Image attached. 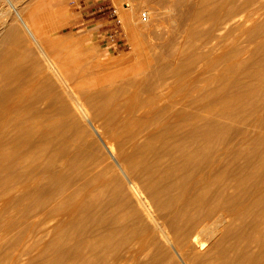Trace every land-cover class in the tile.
Listing matches in <instances>:
<instances>
[{
  "label": "bare ground",
  "instance_id": "bare-ground-1",
  "mask_svg": "<svg viewBox=\"0 0 264 264\" xmlns=\"http://www.w3.org/2000/svg\"><path fill=\"white\" fill-rule=\"evenodd\" d=\"M6 1L40 65L20 58L28 47L4 21L0 48L13 40L18 51H0V185H14L0 189V209L35 199L23 214L67 215L65 229L31 264L49 254L50 264H154L153 246L158 259L166 257L159 242L176 264H264V0H199L180 24L187 26L180 64L138 81L118 75L126 85L98 94L72 86L48 53L52 42L39 40L17 3ZM203 25L206 31L197 30ZM130 87L124 100L115 95ZM59 111L81 138L89 133L78 141L89 152L72 150L58 135ZM135 217L152 219L160 240L144 237V227L141 236L128 231L139 228ZM220 227L226 232L216 241ZM210 243L214 252L205 256Z\"/></svg>",
  "mask_w": 264,
  "mask_h": 264
},
{
  "label": "rangeland",
  "instance_id": "rangeland-1",
  "mask_svg": "<svg viewBox=\"0 0 264 264\" xmlns=\"http://www.w3.org/2000/svg\"><path fill=\"white\" fill-rule=\"evenodd\" d=\"M13 3H17L25 19L28 20L30 15L41 18L43 25L37 23L38 25L32 24V26L41 27L44 30L41 31V33H44L40 36V33L38 34L37 32L38 39L46 43L52 42L47 47L48 53L50 52L49 55L55 63L69 76L72 86L78 91L98 94L106 93V91L110 90L116 91V87L126 85L128 81L118 83L114 79L115 77L118 78V75L122 74L119 77L124 75L126 77H134L131 80L138 81L151 73L162 70V67L166 65L171 67L180 64L183 59V52L186 49V45L180 47L184 41L182 30L187 28V26L180 28V24L184 13L189 15L197 9L199 0H13ZM103 4L107 7L115 6L119 12L122 45L116 49L111 47V45H103L99 37V34L104 32L110 25V20L107 17L108 13L104 15L96 12L98 7ZM9 10L7 1L0 0V40L5 37L6 29L8 28L3 26V23L9 20V23L13 24L12 27L15 26L17 29L15 33L20 35L21 41L26 43L29 50L27 55H21L20 58H25L26 60L34 58L37 67L38 64L40 65V57L37 50L29 42L30 39L24 33L20 23L15 20V15H8L7 12ZM55 13H58V20L62 22L58 23V26L50 31L48 29L53 25L52 16ZM144 14L147 17L146 21L143 19ZM191 24L193 25V23ZM207 27L208 25H203L197 30L206 31ZM46 28L47 30L45 31ZM236 33L238 32L235 31L233 34L235 35ZM185 40L191 41V38H186ZM17 46L16 41L10 40L6 45H2L0 51L4 53L5 57L13 56L17 54ZM216 53H221V50ZM5 57L2 56L1 58ZM18 63L20 62L16 58L12 61L10 67L15 68ZM124 69L127 70L124 71ZM135 74L136 76H134ZM132 90L133 88L130 87L128 90L119 91L115 95L121 93V97L124 100L133 92ZM142 94L138 95V100H141L145 95L143 94L142 96ZM122 103L125 104L124 102ZM143 110H136L134 116L141 115ZM70 115L69 123L76 117L74 110L71 111ZM148 115L150 114H147L146 117ZM56 118L60 128L58 135L69 141L68 146L72 150L83 151L84 153L89 152L90 148L81 145L79 147L78 145V141L88 138L89 133H85L83 138H81L79 136V126L72 127L69 123H66L67 116L65 113L57 112ZM140 141H143V139ZM59 146H61V143L57 144V147ZM97 152L100 154V158H106L102 151ZM90 160L87 159L84 163H90ZM35 183L42 186L43 179L37 180ZM108 184V181L102 183V185ZM0 189L12 191L14 189L13 182L8 181L6 184L0 185ZM27 191V187H24L22 192L26 194ZM19 193L21 192H12V195L16 196ZM90 195L91 193L86 192L83 196L84 198H89ZM35 202V199H30L26 202L28 206L19 205L10 208L8 211H6L7 208L5 206L1 207V213L5 212L0 215V264H31V259L37 257L51 239L65 229L66 223L64 221L67 215L61 217L56 216V213H54L52 216L44 218L37 215L23 214L28 209H33ZM109 203L110 205L108 204L104 209L110 208L111 205L116 204V201ZM122 216H124L122 220H125V223L131 219V214L126 212ZM133 219H135L139 228L136 227L135 229L134 225H128V231H134L135 234L141 236V230L144 227L149 234L144 235V237L151 239L152 243L160 240L159 234L154 230L155 227L153 226L155 223L152 219L148 220L144 217L143 219L138 217ZM27 228L29 232L26 234L25 229ZM220 229L219 233L215 235L214 240L216 241L220 240L226 232V227H220ZM116 238V236L112 238V243L116 241ZM231 242L228 240L225 247L222 248L226 249ZM159 247L166 257L164 260L158 259L159 256L156 255V249L153 246L152 256L154 261L156 260L154 264H168L170 262L176 264L171 252L168 250V245L159 242ZM102 252L104 251L100 249L96 256ZM202 252L206 254L205 256L212 255L214 252L213 244L210 243ZM229 253L232 254V252ZM96 256L91 255L90 258ZM54 259L55 257L49 254L42 264H50ZM146 259L148 260V258ZM39 264L41 263L39 262ZM209 264H212V261Z\"/></svg>",
  "mask_w": 264,
  "mask_h": 264
},
{
  "label": "built area",
  "instance_id": "built-area-1",
  "mask_svg": "<svg viewBox=\"0 0 264 264\" xmlns=\"http://www.w3.org/2000/svg\"><path fill=\"white\" fill-rule=\"evenodd\" d=\"M96 12L104 15L108 13L107 17L110 20V25H108L107 29L99 34L103 45H111L114 49L119 48L122 45L120 38L122 36V30L118 9L115 6L107 7L103 4L98 7ZM143 19L144 21L147 19L145 14L143 15Z\"/></svg>",
  "mask_w": 264,
  "mask_h": 264
},
{
  "label": "crops",
  "instance_id": "crops-1",
  "mask_svg": "<svg viewBox=\"0 0 264 264\" xmlns=\"http://www.w3.org/2000/svg\"><path fill=\"white\" fill-rule=\"evenodd\" d=\"M60 5V4H59ZM53 16H54V18H53ZM53 16H52V22H53V25H52V27H50L48 30H54L57 26H58V23H60V22H62L61 20H58V13L56 14H53ZM30 17H31V19H30ZM30 17H28V21L31 23V25L33 24V25H38L37 23H39V25H43V23H42V20H41V18L40 17H37V16H34V15H30ZM34 29H35V31L36 32H38V34H39V36L41 35V34H43V33H41V31H44V30H42V28L41 27H35L34 26ZM47 30V28L45 29V31Z\"/></svg>",
  "mask_w": 264,
  "mask_h": 264
}]
</instances>
